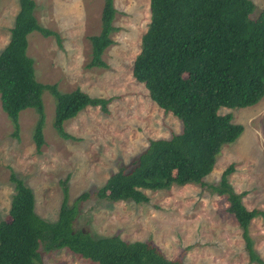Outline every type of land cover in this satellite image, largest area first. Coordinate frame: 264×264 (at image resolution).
Listing matches in <instances>:
<instances>
[{
  "label": "rangeland",
  "instance_id": "374dc122",
  "mask_svg": "<svg viewBox=\"0 0 264 264\" xmlns=\"http://www.w3.org/2000/svg\"><path fill=\"white\" fill-rule=\"evenodd\" d=\"M34 17L42 28L57 34L28 36L27 55L33 61L35 80L55 85L60 93L75 90L90 98L110 99L107 112L88 107L63 125L71 139L53 129L55 101L49 91L42 96L44 145L35 151L32 131L37 114L29 109L19 115V139L0 106V221H8L14 194L10 173L23 181L34 196V212L53 223L63 201L67 205L81 194H93L122 167H129L150 140L169 139L181 131L179 121L164 113L132 78L131 68L150 22L149 0H113L115 16L112 44L102 55L106 68H86L90 60L89 37L100 32L103 0H33ZM253 16L264 9V0H250ZM19 11L18 0H0V52L9 41ZM242 134L224 145L204 186H173L163 191H143L147 203L107 202L91 197L77 204L73 228L92 238L116 236L124 242L154 245L169 260L182 255L183 264H257L249 261L241 230L218 186L230 165L228 183L236 194L246 193L248 210L264 211V98L243 109L220 108ZM252 249L264 262V219H253L248 228ZM41 264H92L62 249L39 250Z\"/></svg>",
  "mask_w": 264,
  "mask_h": 264
},
{
  "label": "trees",
  "instance_id": "16d2710c",
  "mask_svg": "<svg viewBox=\"0 0 264 264\" xmlns=\"http://www.w3.org/2000/svg\"><path fill=\"white\" fill-rule=\"evenodd\" d=\"M19 11L9 41L0 52V106L19 139V115L33 110L37 121L32 131L35 151L44 145L42 96L49 91L55 101L52 127L64 140L65 122L88 107L107 112L110 99L90 98L80 90L60 93L55 85L35 80L33 61L27 55L28 36L54 32L42 28L34 17L33 0H18ZM250 0H149L150 22L141 37L131 74L142 84L149 99L164 113L174 116L181 131L169 139L150 140L132 161L112 174L93 194H81L67 205L66 181L57 220L40 219L34 212V196L23 181L10 173L14 185L8 221H0V264H41L45 253L65 249L92 264H183L180 255L169 260L151 243H127L116 236L92 238L73 228L77 204L91 197L107 202L147 203L143 191H163L173 186H204L224 145L243 132L220 108L243 109L264 98V9L253 16ZM115 16L113 0H103L100 32L89 37L90 60L86 68H106L102 55L112 44ZM233 166L210 189L224 196L227 213L237 222L249 261L264 264L252 249L248 235L251 221L264 219V211L248 210L246 193L236 194L228 183Z\"/></svg>",
  "mask_w": 264,
  "mask_h": 264
}]
</instances>
